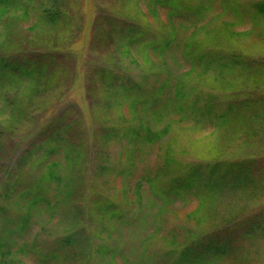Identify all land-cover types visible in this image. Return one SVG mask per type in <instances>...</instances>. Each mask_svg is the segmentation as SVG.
Listing matches in <instances>:
<instances>
[{
	"label": "trees",
	"instance_id": "16d2710c",
	"mask_svg": "<svg viewBox=\"0 0 264 264\" xmlns=\"http://www.w3.org/2000/svg\"><path fill=\"white\" fill-rule=\"evenodd\" d=\"M36 1L38 4L36 10H33L32 5ZM66 2L68 0H0V35L4 37L8 34L13 25L12 21L21 16L28 18L33 11L37 12L39 26L43 24L54 29L66 24L68 26L69 15L64 7ZM151 2L155 9L160 7L167 11L172 25L168 35L111 15L103 17V20L98 17L95 22L91 41L93 51H99L100 48L102 53H111V62L91 65L86 75L89 97L103 102L100 108L104 111L101 115L104 119L102 136L98 138L95 135V140L100 144V157H105L109 144L118 138L116 136L120 126L112 124L108 118L114 105L120 106L129 102L131 107L128 111L134 110L138 115L141 113L143 119L137 126L127 123L128 125L121 128L124 129L123 137L127 139V143H132L138 149L146 145L156 146L169 133L171 122L159 130L156 126L163 120V112L176 105L164 98L163 91L168 88L166 83L155 92L145 95L144 88L129 75L127 77L120 68L121 65L113 63L119 53L131 54L134 51L148 59L150 55H158L164 60L174 59V52L176 55L180 54L188 68L183 75L176 78L180 120L188 121V116L193 117L191 120L195 127L212 128L222 134L224 143H231L244 133L249 134L264 116L262 96L247 100L230 98L223 102L211 93L198 91L196 94L186 91L191 83L188 80L195 74L209 75L215 80L223 78L224 81L233 74L241 73L249 81L260 85L258 77L264 76V63L249 57L237 41L248 33L235 34L229 25L211 30L209 26L201 24L211 12L210 0ZM254 10L258 16L254 19L259 16L264 19V3L255 4ZM237 13L236 17H239V12ZM204 32H208L205 39L197 40L198 35ZM5 41L7 42V38ZM66 69L63 55L56 49L26 56L0 57V177H3L0 178V218L5 216V223L0 228V264H9L7 261L19 264L18 259L22 257L32 259L34 264H59L61 261H65L64 264H119V260L125 264H141L150 258L147 247L153 243L157 233L156 236L145 237L142 242L143 249L134 251L128 244L122 248L105 241L93 244V236L87 235L89 228L77 221L74 222L76 228L71 234L49 243L53 247L51 251L40 248V236L33 239L28 237L33 220L38 217L37 212L52 209L54 202L61 197L64 200L73 199L77 190H80L72 182V176L83 165L85 142L80 137L81 123L72 119L70 109L55 111L50 119L44 118L39 144L3 173V158L9 154V137L26 129L24 120L28 117L40 120L39 117L44 116V102L36 106L33 99L58 91V84L66 78ZM193 94L194 97L191 98ZM25 98L28 101H23ZM58 102L60 103V99ZM150 106L157 109L154 111L157 116L153 123L145 125L144 120ZM96 110L94 108L93 113L91 112L93 122L100 120L98 114L101 113ZM160 158L163 159L162 165L157 166L155 173L152 171L146 177L151 192L148 202L153 207L152 210H155V217L163 218L162 214L177 201L189 198L191 192L197 193L200 201L196 210L185 217L184 226L176 227L167 234L168 246L164 248L160 262L222 264L232 259L233 264H252L251 253L244 242H251L255 236L261 235V232L263 234V216H255L246 225L247 230L244 232H240L239 225L236 227L228 224L224 225V232L206 233L203 224L209 215L218 214L214 208L218 195L226 191L236 195H251L256 188L264 190L261 182L263 180H258L259 177L256 176L255 160L223 159L185 164L176 160L169 151L161 154ZM104 160L107 161V158ZM28 165L32 169H40V176L34 182L29 181V174L25 172ZM100 168H105V164L100 165ZM15 198L25 203V210L22 212L10 207ZM73 206L79 208L78 204ZM92 207V219L103 222L116 220L120 226L126 223L118 207L110 200H103ZM6 216L18 217L8 219ZM141 224H147L146 220L142 218ZM196 224L198 228L195 227ZM192 226L195 228L192 229ZM97 230L104 231L102 222ZM98 232L96 234L99 235Z\"/></svg>",
	"mask_w": 264,
	"mask_h": 264
},
{
	"label": "rangeland",
	"instance_id": "374dc122",
	"mask_svg": "<svg viewBox=\"0 0 264 264\" xmlns=\"http://www.w3.org/2000/svg\"><path fill=\"white\" fill-rule=\"evenodd\" d=\"M264 3V0H210L211 12L205 16L201 24L209 26V29L220 26H232L235 34L248 33L237 41L241 49L264 63V19L259 16L254 19L256 11L254 5ZM38 2L32 5L36 10ZM64 7L69 15V25H62L56 29L48 25L37 24V12H32L28 18L24 16L12 21L13 25L4 37L0 35V57L32 55L58 50L63 55L66 78L58 84V91L53 94H44L42 98L33 99L36 106L44 104L46 111L39 119L29 118L24 120L26 129L16 136L8 139V155L3 158V173L13 167L29 150L38 145L39 134L46 119H50L55 111L70 109L72 119L81 123L80 137L84 138L85 152L80 169L75 170L72 182L76 183L80 190L73 199L64 200V197L54 202L52 209L37 212L28 232V237L40 236V248L51 251L53 247L49 243L67 234H71L76 228L74 222L86 226L88 234L93 236V244L107 242L123 247L128 244L132 251L143 249L142 242L145 237L158 234L154 237L148 249L147 261L141 264H162L160 261L162 252L168 244L166 237L176 227L184 226L185 217L194 212L200 201L197 193L190 194L189 198L177 201L164 214L163 218L155 217V210L149 204L151 192L147 181V175L163 163L161 154L169 151L176 160L183 163H198L202 161L219 160H244L252 158L256 162V176L264 185V116L258 120L256 126L249 134L244 133L237 140L229 143L222 142V134L213 131L212 128L201 129L193 124V117L188 116V121L180 120L177 103L176 78L187 71V66L180 58V54L174 52V59H161L132 51L131 54H117L113 63L121 65L127 77L144 88L145 95L155 92L160 86L168 88L163 91L165 100L176 103L175 106L165 110L163 120L156 126L161 129L171 122L169 133L156 146H141L134 148L123 137L124 126L127 123L138 125L143 119L137 112L128 111L129 102L123 105L113 106L108 117L112 124L120 126L118 135L106 149L105 157H100V144L95 140V135L102 136V123L104 122L103 102L89 97L87 93V71L95 64L111 62L110 52L102 53V50L92 49L91 41L95 30V22L98 17L116 16L119 19L138 23L153 28V31L168 35L172 25L168 20L167 11L158 7L154 8L151 0H68ZM236 9V12H235ZM156 10V11H155ZM239 12V17H236ZM8 21V20H7ZM212 24V25H210ZM36 25V28L34 27ZM208 32L198 35L197 40H204ZM7 38V42L5 39ZM240 40V41H239ZM182 42H180L181 44ZM115 50V48L113 49ZM112 52V50H111ZM116 55V56H117ZM137 60V61H136ZM135 61V62H134ZM136 62H139L136 63ZM119 68V67H118ZM129 75V76H128ZM230 78V79H228ZM215 80L212 76L193 75L188 81L186 91L194 93L204 91L218 96L220 101H228L230 98L247 100L252 97L264 98V76L258 77L259 83L249 81L242 74H233L224 81ZM230 81H228V80ZM259 85V86H257ZM28 97V96H26ZM194 97V94L191 98ZM222 98V100H221ZM60 99V103L58 102ZM27 100L25 98L23 101ZM101 101V100H100ZM99 110V121H92L91 112ZM57 109V110H56ZM96 110V111H97ZM157 109L150 106L144 124L153 123ZM264 115V105H263ZM45 118V120H44ZM107 158V161L104 160ZM64 162V161H62ZM105 164L101 169L100 165ZM82 169V170H81ZM40 169H32L28 165L25 171L29 174V181L34 182L39 178ZM152 172V173H153ZM3 176V175H2ZM3 178V177H0ZM261 185V186H263ZM261 188V187H259ZM247 195L234 194L226 191L215 198L214 208L217 215H209L204 225V231L224 232V225H239L240 232L247 230L246 225L255 217H264V190L256 188ZM103 200H110L118 207L126 225H119L118 221L92 219V206L100 204ZM97 202V203H96ZM73 204H78L75 208ZM14 210H25V203L19 198L11 202ZM16 219L18 216H6ZM147 224H141V219ZM224 220V222H222ZM229 221V222H228ZM104 225V231L98 232L97 227ZM235 222V223H234ZM5 223V216L0 218V228ZM244 223V225H243ZM198 225L196 224L195 227ZM192 226V229L195 228ZM103 228V227H102ZM182 228V227H181ZM107 230V231H105ZM198 230V229H197ZM201 230V229H200ZM96 232L100 233L99 235ZM203 232V231H202ZM257 235V234H256ZM249 249L252 264H264V232L257 235L249 242H244ZM161 253V254H160ZM134 256V255H132ZM132 259H135L132 257ZM19 264H34L32 259L22 257ZM9 264L11 262L7 261ZM61 261L59 264H64ZM125 264L124 261H117ZM15 264V262H14ZM222 264H233L228 259Z\"/></svg>",
	"mask_w": 264,
	"mask_h": 264
}]
</instances>
